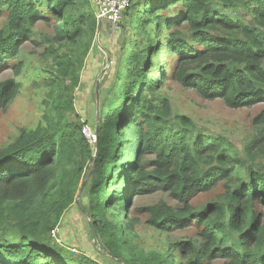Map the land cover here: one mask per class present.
Segmentation results:
<instances>
[{
  "label": "trees",
  "instance_id": "obj_1",
  "mask_svg": "<svg viewBox=\"0 0 264 264\" xmlns=\"http://www.w3.org/2000/svg\"><path fill=\"white\" fill-rule=\"evenodd\" d=\"M238 7L248 10L250 22L228 13ZM95 10L93 0H0V17H6L0 67L27 40L52 54L57 44L67 49L56 53L41 123L21 129L0 148V264H94L66 255L50 237L88 176V221L111 255L122 254L124 235L134 228L126 211L137 195L162 190L181 204L144 208L160 232L193 223L198 229L199 242L174 244L186 249L183 260L150 252L126 264H264V167L255 164L264 154V111L254 118L257 131L243 147L245 160L234 143L202 133L185 115L167 123L168 101L155 95L166 78L162 66L160 80L147 81L165 49L175 60L171 77L203 98H223L230 108L264 103V0H144L138 14L151 18H142L145 42L140 47L135 42L124 58L117 90L90 144L82 125L68 116L74 113L72 92L87 39L96 34ZM50 20L53 36L39 38L37 23ZM18 91L15 79L0 81V108ZM146 155L153 158L145 160ZM219 185L222 198L196 210L191 202L196 192Z\"/></svg>",
  "mask_w": 264,
  "mask_h": 264
},
{
  "label": "rangeland",
  "instance_id": "obj_2",
  "mask_svg": "<svg viewBox=\"0 0 264 264\" xmlns=\"http://www.w3.org/2000/svg\"><path fill=\"white\" fill-rule=\"evenodd\" d=\"M143 2L144 0H133L132 6L125 11L118 23L120 31L108 29L102 24L100 27L97 26L94 38L87 39L89 48L79 72L80 80L72 92L74 113L68 116L70 121L88 125L92 131H95L97 120L100 123V117L103 118L108 112L107 103L113 97V91L117 90L119 84L117 74L123 68L124 58L129 54L135 42H138L139 47L145 42L140 26L144 19L150 18V15L143 17L142 13L139 19L138 13L143 9ZM228 13L244 22L251 21L250 14L244 7L235 8L234 11L229 10ZM5 23L6 17L2 15L0 30L4 28ZM53 23L52 20L49 23L45 21L37 23L35 31L38 37L43 39L45 36H53L54 31L49 25ZM153 28L154 26L151 25L150 30L153 31ZM55 47L52 54L44 51V47L37 46L32 40L24 41L18 56L0 67V81L13 78L19 84V91L14 100L7 107L0 108V148L11 143L19 135L21 129H33L41 123L44 110L43 100L50 88L48 82L56 74L54 62L57 58L56 53L63 55L67 51L66 46L57 44ZM155 61L157 64L150 70L147 81L160 80L162 71L159 72V68L162 66L166 72V78L155 90V95L168 101L170 117L166 119L167 123L172 125L174 116L185 115L193 120L202 133L221 136L234 143L242 157L247 160L243 147L257 131L254 118L264 111V103L230 108L223 98L205 99L195 90L182 86L171 77L175 60L166 53L165 49L160 51ZM19 64L21 67L17 71ZM146 94L148 97L152 96L147 91ZM131 155V151L126 154L128 159L132 158ZM152 158V155L144 157L145 160ZM248 163L246 161V164ZM255 164H262L264 167V154L256 158ZM148 166L149 163L146 168ZM88 177H82L75 202L64 212L55 227V234L50 233L54 246L60 248L66 255L73 258L85 257L94 264H126L128 260L139 261L150 252L155 254L160 252L164 255L172 254L178 262L184 259L183 254L186 249L181 251L176 246L174 247V244L182 241L199 242L198 229L194 223L185 227L172 226L164 233L149 223L151 217L144 210L145 207L160 202L171 207L181 205L169 192L158 190L135 196L133 203L126 211L127 219L134 222V228L124 235L126 245L122 254L111 255L106 252L100 237L88 221L90 218L86 212L85 189ZM120 184H122L121 187L124 186V182ZM223 194L224 187L219 185L209 192H196L191 202L198 210L205 204L215 200L219 201ZM119 220L123 222L121 218ZM113 222L114 224L116 222L114 217ZM211 263L221 264L222 261L215 260Z\"/></svg>",
  "mask_w": 264,
  "mask_h": 264
},
{
  "label": "built area",
  "instance_id": "obj_3",
  "mask_svg": "<svg viewBox=\"0 0 264 264\" xmlns=\"http://www.w3.org/2000/svg\"><path fill=\"white\" fill-rule=\"evenodd\" d=\"M95 17L98 24H104L105 21L119 23L124 12L130 7V0H94ZM81 133L93 144L97 140L95 131H92L88 125H82ZM55 228L51 230V235L55 234Z\"/></svg>",
  "mask_w": 264,
  "mask_h": 264
},
{
  "label": "water",
  "instance_id": "obj_4",
  "mask_svg": "<svg viewBox=\"0 0 264 264\" xmlns=\"http://www.w3.org/2000/svg\"><path fill=\"white\" fill-rule=\"evenodd\" d=\"M99 27L102 26V24H98ZM105 26H107L108 29H111V30H121L120 26L118 23L116 22H110V21H105L104 24ZM104 72V70L101 72V74ZM97 95H98V85H97ZM98 129H99V120H97V123H96V128H95V133L97 135L98 133Z\"/></svg>",
  "mask_w": 264,
  "mask_h": 264
}]
</instances>
